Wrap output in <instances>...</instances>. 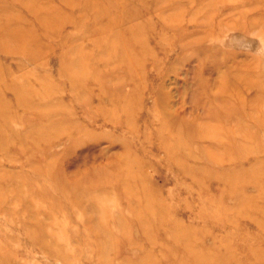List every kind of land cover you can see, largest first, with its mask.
Returning a JSON list of instances; mask_svg holds the SVG:
<instances>
[{
	"label": "rangeland",
	"instance_id": "1",
	"mask_svg": "<svg viewBox=\"0 0 264 264\" xmlns=\"http://www.w3.org/2000/svg\"><path fill=\"white\" fill-rule=\"evenodd\" d=\"M262 113L264 0H0V264H264Z\"/></svg>",
	"mask_w": 264,
	"mask_h": 264
},
{
	"label": "bare ground",
	"instance_id": "2",
	"mask_svg": "<svg viewBox=\"0 0 264 264\" xmlns=\"http://www.w3.org/2000/svg\"><path fill=\"white\" fill-rule=\"evenodd\" d=\"M261 117L262 118H260V116H259L260 119L256 118L259 121L256 122L257 125L255 126V129H253V130H255V131H253L254 132L253 136L256 135L257 139L255 137L251 136V140L252 139H256L255 140V145L254 144L253 145L258 147V148H261V147L264 148V143L258 141V137H257V134H256L257 130H260L259 129L260 126H261L262 129L264 128V114L263 113L261 114ZM251 135H252V133H251ZM243 141L245 143H247L245 140H243ZM244 142H242L243 145H244ZM243 203H245V202H243ZM248 203H250V202H248ZM239 205H241V204H239ZM250 209L253 210L254 212H257V211L261 212L260 219H257L256 221H257V225L260 227V230L264 233V206L261 207V206H257V205H254V204H250ZM245 214L247 216L251 215L249 211L246 212ZM139 221H140V219H139ZM175 235H176V233H175ZM180 239L185 244V246H190V244H189L190 242H189V240H187L186 236H182V238H180ZM234 256L235 255L232 254V252H230L228 249H226L225 252H223V254L218 252L217 249H215V250L213 249V250H211L209 252V254L208 253H206V254L203 253V255L198 256L195 259V261L192 262V264H232L234 259H235ZM248 256L249 257H253L255 260H257L259 262H263V260H264V247L260 246L258 249L255 248L254 250H250V252L248 253ZM146 258L148 259V261L144 262L142 264H159V260H155L153 258V256L150 255L149 253L146 254Z\"/></svg>",
	"mask_w": 264,
	"mask_h": 264
}]
</instances>
